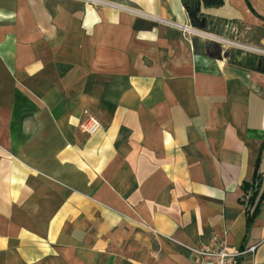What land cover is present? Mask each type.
Masks as SVG:
<instances>
[{
    "label": "crops",
    "instance_id": "0c3cea01",
    "mask_svg": "<svg viewBox=\"0 0 264 264\" xmlns=\"http://www.w3.org/2000/svg\"><path fill=\"white\" fill-rule=\"evenodd\" d=\"M200 14L264 46V0ZM187 23L181 0H0V264H190L199 246L264 264V192L246 232L241 188L264 70L195 51ZM257 172L260 194L264 147Z\"/></svg>",
    "mask_w": 264,
    "mask_h": 264
},
{
    "label": "trees",
    "instance_id": "16d2710c",
    "mask_svg": "<svg viewBox=\"0 0 264 264\" xmlns=\"http://www.w3.org/2000/svg\"><path fill=\"white\" fill-rule=\"evenodd\" d=\"M200 2L201 0H181V3L184 7V10L187 14V18H188V23L193 26L194 28L199 29L200 31L203 32H209V28L211 27H216L218 26L220 23H223L222 21H214V20H210L208 17L206 16H202L200 14ZM246 2V0H245ZM247 4V3H246ZM220 5V2H215V3H211V4H204V7H217ZM249 10L253 13V11L251 10L250 6L247 4ZM192 46L193 49L198 50L199 46L197 43L196 39H192ZM202 49L204 50L205 54L208 55L209 57H220L221 55V48L218 44L213 43V42H208L205 43L202 47ZM237 55L240 54V52H234ZM234 53H228V52H224L223 57H227L228 60L230 61H235L232 60L233 58V54ZM245 67L247 68H255L257 71H263L261 68H256L255 66H253V59L251 58L250 61H247L244 64ZM264 147V142L261 145L260 151L257 155V159L255 162V166L253 169V173L251 175L250 181L248 183L246 182H242L241 184V188L244 192L245 195H247L248 193L249 196L246 198V207H245V215H246V232H248V230L251 227L252 224V220L254 215L256 214V211L259 207V205L261 204L262 201V196H263V192H264V188L263 190L260 192L259 194V188H260V176L258 175V165H259V160H260V153L262 148ZM259 194V196H258ZM257 198L256 201V205L252 211V213L250 214V210L251 207L253 206V202L254 200ZM242 203V202H241Z\"/></svg>",
    "mask_w": 264,
    "mask_h": 264
},
{
    "label": "rangeland",
    "instance_id": "374dc122",
    "mask_svg": "<svg viewBox=\"0 0 264 264\" xmlns=\"http://www.w3.org/2000/svg\"><path fill=\"white\" fill-rule=\"evenodd\" d=\"M189 32L188 33H182L186 34L185 37L189 36V38L192 40L193 38H196L199 40V42H204V41H212L217 44H220L221 48L223 47L226 49V52L229 54L232 52H240L238 54V61H229V62H238L241 65H244L247 61H250V59L254 58V56H258V60H264V53H261L264 51V46L257 47L256 49L252 48H246L247 46L244 45V42H254L257 40L258 37H260L262 34L259 33L258 31H250L249 33L245 34V40L244 41H239L240 36L245 32V29L241 26H230L231 24H220L216 27H211L209 28V32H203L200 31L197 28H194L191 26L189 23H187ZM185 25V24H184ZM230 29H235L237 30L236 33H233L232 35L229 36ZM193 33V34H192ZM194 35V36H193ZM192 42V41H191ZM219 42V43H218ZM227 43V44H226ZM258 51V52H256ZM237 55L236 53L233 54V57ZM254 66V64H253Z\"/></svg>",
    "mask_w": 264,
    "mask_h": 264
},
{
    "label": "built area",
    "instance_id": "2783aa9c",
    "mask_svg": "<svg viewBox=\"0 0 264 264\" xmlns=\"http://www.w3.org/2000/svg\"><path fill=\"white\" fill-rule=\"evenodd\" d=\"M180 30L182 33L189 32L186 24L181 26ZM261 53H264V51ZM78 128L82 133L91 136L100 130V125L94 117L84 112V118L80 120ZM248 251L252 252L253 248H249ZM243 253L244 251L238 250L229 251L221 246L213 248L199 246L187 249V258L190 264H231L232 261L239 258Z\"/></svg>",
    "mask_w": 264,
    "mask_h": 264
},
{
    "label": "water",
    "instance_id": "95a60500",
    "mask_svg": "<svg viewBox=\"0 0 264 264\" xmlns=\"http://www.w3.org/2000/svg\"><path fill=\"white\" fill-rule=\"evenodd\" d=\"M258 56H254L253 64L256 68H261L264 70V60H258Z\"/></svg>",
    "mask_w": 264,
    "mask_h": 264
},
{
    "label": "flooded vegetation",
    "instance_id": "af4514ba",
    "mask_svg": "<svg viewBox=\"0 0 264 264\" xmlns=\"http://www.w3.org/2000/svg\"><path fill=\"white\" fill-rule=\"evenodd\" d=\"M232 60H235V58L233 57Z\"/></svg>",
    "mask_w": 264,
    "mask_h": 264
}]
</instances>
